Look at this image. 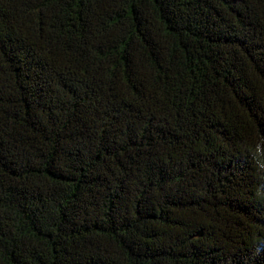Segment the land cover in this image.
Wrapping results in <instances>:
<instances>
[{
  "label": "trees",
  "instance_id": "trees-1",
  "mask_svg": "<svg viewBox=\"0 0 264 264\" xmlns=\"http://www.w3.org/2000/svg\"><path fill=\"white\" fill-rule=\"evenodd\" d=\"M0 264H264V0H0Z\"/></svg>",
  "mask_w": 264,
  "mask_h": 264
}]
</instances>
